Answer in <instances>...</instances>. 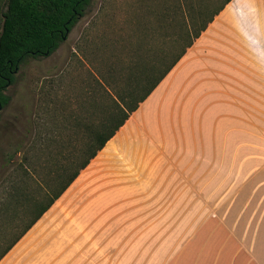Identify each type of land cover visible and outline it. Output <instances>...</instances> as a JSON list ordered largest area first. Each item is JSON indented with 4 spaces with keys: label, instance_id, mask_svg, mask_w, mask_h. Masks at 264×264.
<instances>
[{
    "label": "rangeland",
    "instance_id": "374dc122",
    "mask_svg": "<svg viewBox=\"0 0 264 264\" xmlns=\"http://www.w3.org/2000/svg\"><path fill=\"white\" fill-rule=\"evenodd\" d=\"M175 2L92 0L55 53L29 59L0 115V176L12 159L9 175L21 179L27 170L38 200L57 192L64 184L56 182L59 168L72 156L77 164L83 159L84 123L97 124L107 113L99 78L118 99L134 69L159 63L177 31L162 26L160 15ZM207 2L208 17L221 1ZM250 57L255 65H204L215 71L216 100L197 103L182 94V113L151 129L155 145L173 149L162 164L161 150L149 141L132 163L94 162L81 172L84 182L61 196L0 264H166L206 222L257 221L264 212V53ZM6 191L0 187V254L30 220L28 206L6 207Z\"/></svg>",
    "mask_w": 264,
    "mask_h": 264
},
{
    "label": "trees",
    "instance_id": "16d2710c",
    "mask_svg": "<svg viewBox=\"0 0 264 264\" xmlns=\"http://www.w3.org/2000/svg\"><path fill=\"white\" fill-rule=\"evenodd\" d=\"M207 1L176 0L168 15L164 16L165 12L160 15L162 26L167 28L169 25L177 29L175 33L168 35L172 49L162 51L163 57L157 56L159 63L151 62L134 69L138 73H131L133 78L124 85L118 99L114 97L111 85L99 78V103L107 113L97 124L91 119L84 123L87 139L83 159L77 164L76 159L79 158L72 156L66 168H59L56 182L64 179V184L53 194L48 191L43 200L45 203L38 200L31 191L29 185L32 179L27 170H24L20 179L9 175L13 169L12 159L4 166L0 187L7 188L5 205L9 209L28 206L30 220L1 252L0 262L59 200L233 0H220L219 7L208 17ZM91 2L92 0H0V115L10 102L7 92L24 64L29 59L46 58L55 53L85 17ZM170 56L174 57L169 63ZM74 122L81 125L82 120L75 118ZM51 180L54 182L55 179ZM27 218L20 217L17 220L25 221Z\"/></svg>",
    "mask_w": 264,
    "mask_h": 264
},
{
    "label": "crops",
    "instance_id": "0c3cea01",
    "mask_svg": "<svg viewBox=\"0 0 264 264\" xmlns=\"http://www.w3.org/2000/svg\"><path fill=\"white\" fill-rule=\"evenodd\" d=\"M262 43L264 0H233L86 169L94 162V167L99 166V159L113 157L132 163L141 152L140 145L147 141L161 150L162 164L173 149L167 142L155 145L159 138L151 129L163 128L165 118L182 113L177 104L182 94L185 100L197 103L216 100L215 71L204 65H255L250 56L264 53ZM205 86L208 93L201 95L200 88ZM173 134L178 135V131ZM223 164L230 165L231 161ZM84 180L81 174L64 194ZM16 247L6 257L15 254ZM182 247L166 264H264V212L255 222H206Z\"/></svg>",
    "mask_w": 264,
    "mask_h": 264
},
{
    "label": "flooded vegetation",
    "instance_id": "af4514ba",
    "mask_svg": "<svg viewBox=\"0 0 264 264\" xmlns=\"http://www.w3.org/2000/svg\"><path fill=\"white\" fill-rule=\"evenodd\" d=\"M8 93V92H7Z\"/></svg>",
    "mask_w": 264,
    "mask_h": 264
}]
</instances>
